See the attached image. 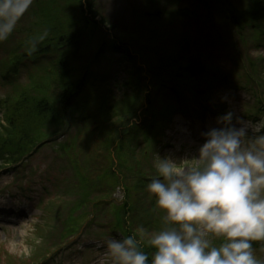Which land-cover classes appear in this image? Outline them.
<instances>
[{
  "label": "rangeland",
  "instance_id": "obj_1",
  "mask_svg": "<svg viewBox=\"0 0 264 264\" xmlns=\"http://www.w3.org/2000/svg\"><path fill=\"white\" fill-rule=\"evenodd\" d=\"M86 1H92L89 11L94 17L72 63L74 77L86 75L88 83L82 86L76 103L66 110L70 129L47 136L21 162L0 168V264H112L104 242L123 238L112 226L124 200H130L128 217L133 214L137 226L145 220L164 227L165 213L147 190L156 176L157 155L173 158L180 167L194 163L204 142L201 134L218 127L217 119L228 112L237 127L241 126L237 120L264 125V110H258L264 107V33L259 29L264 22L256 29L247 22L243 30L227 24V6L245 10L249 0ZM180 8L196 18L176 16L174 11ZM76 17L73 0H32L8 39L0 42V100H12L17 96L15 89H30L33 84L41 86L43 95L52 101L59 100L58 54L37 61L34 55L24 56L15 72L9 68L28 54V40L42 31L43 20L58 27L74 22ZM175 34L189 37L185 53ZM207 37L209 45L204 41ZM120 40L126 43L119 50L107 47L113 41L121 46ZM99 43L106 46L101 51ZM197 53L204 61L205 72L181 87L180 94L172 93L169 78L178 71L165 69L163 63ZM5 73H9L7 81L1 77ZM225 75L235 81V87L222 82ZM163 79L165 86L160 85ZM214 79L217 84L208 87ZM207 105L218 114L203 109ZM82 112H87L88 122L79 125L86 123L89 127L82 128L77 142H72ZM100 124V132L91 131ZM262 134L264 127L256 135ZM66 138L70 148L63 151L59 145ZM110 138L113 142L106 144L108 152L102 141ZM119 144L122 150L117 151ZM123 159L131 169L127 177L126 167H117ZM92 163L100 169L114 166L115 175L106 177L105 186L88 190L82 176L97 169H92ZM138 180L140 185L136 184ZM68 217L79 219L81 226L62 237ZM138 240L142 241L141 237ZM254 251L264 262V249Z\"/></svg>",
  "mask_w": 264,
  "mask_h": 264
},
{
  "label": "clouds",
  "instance_id": "obj_2",
  "mask_svg": "<svg viewBox=\"0 0 264 264\" xmlns=\"http://www.w3.org/2000/svg\"><path fill=\"white\" fill-rule=\"evenodd\" d=\"M32 0H0V42L8 39ZM44 36L28 41V54ZM228 112L201 135L194 163L180 167L157 155L147 190L165 213L145 252L135 235L104 242L112 264H264L253 241H264V125ZM251 129V134H249Z\"/></svg>",
  "mask_w": 264,
  "mask_h": 264
},
{
  "label": "trees",
  "instance_id": "obj_3",
  "mask_svg": "<svg viewBox=\"0 0 264 264\" xmlns=\"http://www.w3.org/2000/svg\"><path fill=\"white\" fill-rule=\"evenodd\" d=\"M73 3L76 5L77 10V17L75 21L69 22L67 25L60 24L58 27L50 26L49 24L45 23V17L42 21L43 28L42 31L38 32L37 36H44V39L38 44L37 50L33 52L31 55H34V61L39 59L45 58L49 55H59L58 61L55 63L58 72H59V80H60V93L58 95L59 100H51L46 95H43V90L41 86H37L33 84V88H22L18 87L14 90V97L16 98L10 100L7 97L4 100H0V168L4 167L5 165H10L15 162L22 160L27 153H29L33 147H36L38 144L43 142L47 136L51 137L53 135H57L60 131H67L70 129V125H68V119L70 117L69 113L66 112L67 109H70L75 103L76 98L80 95L79 92L82 86L88 83V79L86 75H81L80 78L74 77V66L73 61L77 57L79 53V47L81 40L84 38L87 30V25L90 20H93L94 15L91 7L89 5L92 4L90 1L87 4L86 0H73ZM248 8L245 10L237 11L231 4L227 7L229 8L226 10V13H230L227 15V24L229 23L234 26L236 29L243 30L244 25L247 22L252 23V28L256 29L261 26V23L264 22V0H249ZM90 10V11H89ZM86 12H89L90 15H87ZM177 13L181 17H187L191 19L189 16L196 18L195 15L188 13L185 8L176 9L174 14L177 16ZM155 13H152L154 15ZM49 22H52V17H48L47 19ZM80 24V25H79ZM62 25V26H61ZM243 27V28H242ZM259 28L264 33V26ZM178 43L180 42L182 45L180 46L181 50L185 53L186 50L190 46V40L187 35H181L180 37L178 34H175ZM29 41V40H28ZM206 44L209 45L210 39L207 37L204 39ZM115 42V41H113ZM112 42V43H113ZM109 44L107 47L114 50H119L118 47L125 45L126 41L120 40L121 46H116L115 44ZM101 44V43H99ZM104 45V46H103ZM105 46V43L98 45V51H101ZM99 53V52H98ZM29 54H23V56L15 62H13V67L9 68V71L15 72L17 67L22 64V58L24 56H31ZM163 67L166 68H177V73L174 74V77L169 78V81L172 83L169 88H171L172 93L176 92L180 94L182 91L183 86L187 85L190 80H193L203 75L206 70V66L204 61L199 53L197 55H184L182 58L177 59H169L163 63ZM164 69V70H165ZM12 73V72H11ZM9 73H5L1 75L3 81H7V75ZM43 78H40L39 81H42ZM35 81V80H34ZM164 81V79L162 80ZM166 81V80H165ZM164 83L160 85L165 86ZM214 83L209 84L208 87L213 88L215 84H217L216 79L213 80ZM222 82L229 86L235 87V81H230L227 76L225 75L222 79ZM8 83H12L8 81ZM36 83H39L38 81ZM231 83V84H229ZM210 88V89H211ZM212 92L214 89H211ZM260 94V93H259ZM261 95V94H260ZM148 98V96H147ZM259 101L262 102L263 98L258 97ZM87 105V104H86ZM210 105L205 106L203 109L211 111L214 114H218V111L214 108H209ZM201 107V105H200ZM208 107V109H207ZM259 111H263L264 107L259 106ZM151 114V113H149ZM93 115V112L90 113V116ZM88 114L87 112H82L81 116L77 119L76 125L80 126L77 130V134L72 137V142H77L78 138L82 133V128L88 129L89 125L85 126L88 122ZM87 122H86V121ZM86 122L83 125H79L82 122ZM96 122H100V120H96ZM101 124L99 127L92 128L91 131L98 132L101 131L100 129ZM48 133L46 134V132ZM92 140L96 138L94 134L91 135ZM87 137V136H86ZM68 138H66L60 145L63 151L68 150L70 145L66 143ZM105 140L102 141L103 149L106 151H110L109 147L106 144H110L113 141ZM80 142V140L78 141ZM127 145V144H124ZM117 151L122 150L121 145L119 144L116 147ZM146 150V149H145ZM117 151L115 152V157L117 158ZM99 153V152H98ZM96 153V154H98ZM109 155V154H108ZM110 156V155H109ZM112 159V158H111ZM125 160L119 161L117 167H126ZM111 163L115 164L113 160ZM97 168L95 164L92 163V169ZM115 167L110 166L108 168L100 169L97 168L91 174L86 175L85 177L82 176L83 186L87 187L88 190L90 189H99L106 185L103 183L108 177V175H115ZM131 172L129 167L125 169V177L127 174ZM95 173V174H94ZM141 181H137V185H140ZM136 191V188H132ZM131 202L130 200H124V203L119 209L117 210V220L115 219L114 226H112L113 230L117 229L119 233L123 236L135 235L137 239L141 237L142 241H140L143 250L149 255L152 253V248L148 246V241L150 237L148 236L149 233L153 234L155 231H158L160 228L159 226L154 223L149 224L147 221L138 223L139 226L136 225V220L133 217H128L129 213L131 212L130 209ZM79 206V205H78ZM77 221H72L71 217H68L65 220V227L69 225V228H63L62 237H66L69 232L74 233L80 229V224ZM129 222H133L135 225L129 226ZM136 228V229H135ZM149 229V233L147 232ZM142 232L143 235H140L138 231ZM71 235V234H70ZM69 235V236H70ZM253 249H257L259 252L261 251L262 247L264 246V241H253Z\"/></svg>",
  "mask_w": 264,
  "mask_h": 264
}]
</instances>
